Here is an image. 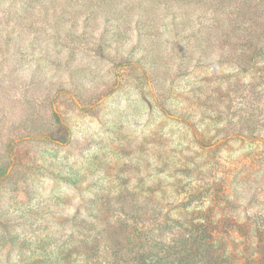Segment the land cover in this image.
Masks as SVG:
<instances>
[{"label":"rangeland","instance_id":"1","mask_svg":"<svg viewBox=\"0 0 264 264\" xmlns=\"http://www.w3.org/2000/svg\"><path fill=\"white\" fill-rule=\"evenodd\" d=\"M169 2L0 0V264H90L104 223L210 219L228 264H264L260 38L242 61L228 0L178 7L201 27Z\"/></svg>","mask_w":264,"mask_h":264},{"label":"trees","instance_id":"2","mask_svg":"<svg viewBox=\"0 0 264 264\" xmlns=\"http://www.w3.org/2000/svg\"><path fill=\"white\" fill-rule=\"evenodd\" d=\"M169 1L171 3L167 4L166 11L173 19L178 13L182 18H187L188 13L193 11L191 6H187L186 10L178 9L182 4L189 5L185 0ZM226 6L228 8V26H231L230 29L228 28V45L240 32L245 31V34L240 38L241 52L237 54V57L241 58L238 59L245 61L248 58L245 52L252 48L254 43L251 38L255 35L260 38L257 43L260 46L259 52L263 51L264 38L260 36V33L264 34L263 15L258 9L251 13L245 10L243 4L236 6L232 0H228ZM262 8L263 6L260 7V9ZM196 16L197 14L191 15L189 19L202 18V16ZM220 17L224 21L225 18ZM159 23L161 22L157 24ZM195 24L201 27L200 19H196ZM173 26L175 27L174 31L183 30L179 29L180 25L176 22L173 23ZM212 28L217 30L216 27ZM203 36H206L209 41L213 40L212 32H202L199 37ZM185 38L191 42L194 36L188 34V37ZM196 39L197 37L194 38V40ZM212 221V219L204 222L173 220L169 222L170 232L166 236L163 234L153 238L151 237V227L147 223L137 229L134 226H129L125 221L104 223L101 232L102 237H106V239L103 240V245L108 243L110 247H105L107 252L104 254L97 255L96 258L87 257L86 261H89L90 264H228V259L233 257L235 252L234 250L228 252L227 246L225 248V239H219L228 224ZM257 246L260 250L261 244ZM238 264L241 262L239 261ZM250 264H255V262Z\"/></svg>","mask_w":264,"mask_h":264}]
</instances>
